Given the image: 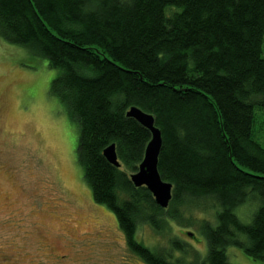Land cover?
I'll return each instance as SVG.
<instances>
[{
    "label": "trees",
    "instance_id": "1",
    "mask_svg": "<svg viewBox=\"0 0 264 264\" xmlns=\"http://www.w3.org/2000/svg\"><path fill=\"white\" fill-rule=\"evenodd\" d=\"M0 38L57 70L49 94L77 124L92 200L141 262L234 264L236 248L264 264V0H0ZM131 106L161 132L165 209L129 178L150 138L125 115ZM112 143L119 167L102 154ZM201 201L211 212L198 223L204 254L185 259L176 238L164 251L138 240L140 225H189L180 207Z\"/></svg>",
    "mask_w": 264,
    "mask_h": 264
},
{
    "label": "rangeland",
    "instance_id": "2",
    "mask_svg": "<svg viewBox=\"0 0 264 264\" xmlns=\"http://www.w3.org/2000/svg\"><path fill=\"white\" fill-rule=\"evenodd\" d=\"M56 73L0 38V264H144L127 249L113 213L92 200L76 157L77 124L49 94ZM258 116L264 147V112ZM200 204L180 207L189 225L173 223L160 234L140 225L138 240L164 251L176 238L188 249L185 259L204 254L198 223L211 212ZM238 250L229 249V262L262 264Z\"/></svg>",
    "mask_w": 264,
    "mask_h": 264
},
{
    "label": "water",
    "instance_id": "3",
    "mask_svg": "<svg viewBox=\"0 0 264 264\" xmlns=\"http://www.w3.org/2000/svg\"><path fill=\"white\" fill-rule=\"evenodd\" d=\"M125 115L136 120L150 133V138L145 145L137 171L129 175L130 181L135 187L144 186L151 193L156 205L165 209L172 196V184L162 180L157 169L158 155L162 145L160 129L154 125V118L151 114L135 106H131ZM102 154L107 162L115 167L120 166L114 143L105 147Z\"/></svg>",
    "mask_w": 264,
    "mask_h": 264
}]
</instances>
